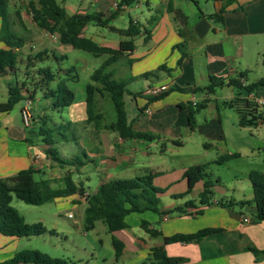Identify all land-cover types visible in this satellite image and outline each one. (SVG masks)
<instances>
[{
    "label": "crops",
    "instance_id": "obj_1",
    "mask_svg": "<svg viewBox=\"0 0 264 264\" xmlns=\"http://www.w3.org/2000/svg\"><path fill=\"white\" fill-rule=\"evenodd\" d=\"M56 1L65 8L68 15L113 14L115 17L111 25L120 29H126L130 20L138 24L142 32L135 38V52L126 54V64L131 77L134 78L133 81L161 65H166L170 72L161 71L165 77L161 80L158 78L157 81L169 87L184 89V92L175 90L158 100L146 95V102L143 103L134 95H127L138 109L135 118L130 122L134 130L155 134L158 139L154 141L123 139L118 133L107 128L109 124L101 123L98 126L89 124L84 137L89 153L85 155L86 161L81 168L58 165L52 161L48 156L47 147L40 138L34 136L33 142L28 143L29 131L23 125L22 116L18 118L19 115L13 113L14 109L8 113H0V178L9 179L21 170L33 167L39 170V174L36 175L39 179L53 180V188L58 189L63 187L61 179L64 176L77 171L80 180L73 179L74 182L83 183L86 191L94 194L102 184L113 178H130L131 170L140 167L143 174L147 172L155 174L153 183L161 191L159 194L161 210L183 206L189 200L195 201L196 205L186 208L184 214L160 216L155 212L145 211L127 216L129 228L110 233L111 244L113 235L125 244L119 260L127 255V264H141L152 247L164 246L170 257L181 260L180 264H264V255L257 254L258 251L264 252V222L255 219L253 198L248 202H238L229 193L228 188L219 186V178H216V181H219L216 182L218 186L214 185L212 188L215 192V189L218 190L219 196L214 193L211 205L202 206L197 203L204 190L203 181L197 183L187 197L175 198L176 195L187 191L188 182L184 174L191 166L181 165L178 169L157 172L160 169L159 165L148 161V158L152 159L155 155L153 148L156 143L163 142L162 152L168 150V145L183 147V140L194 139L196 130H200L211 141L205 144L206 149L223 144L222 155L237 153L240 155L239 158L250 156L253 165L256 166L250 172L260 171L264 174V121L254 127H239L237 120L229 137L225 136L222 127L221 108L235 111L223 103L238 96L239 90L228 87L231 89V95L221 105L212 102L215 93L207 95L205 92H194L198 87L204 88L209 85L211 76L227 81L238 77L240 73H245L246 79L243 83L246 84L251 83L250 72L255 73L259 69L261 77L264 76V0H236L226 7L222 20L218 16L224 5L221 0H133L131 6L120 7L118 6L121 0ZM214 15L216 16L213 17ZM125 16L129 17L128 22L125 21ZM120 19L126 23L125 26L116 25V21ZM108 32L113 33L109 30ZM91 33L94 35L92 39H99L102 44L94 41L108 47L116 48L122 41L127 40L123 36L115 40L101 31ZM0 48L6 46L0 42ZM94 71L88 74L90 82ZM0 78L6 79L7 75ZM197 94H200V97H197ZM97 96L110 99L108 95L97 94L96 111L99 100ZM5 97H8L7 87ZM84 100L86 105V88ZM204 101L206 107L203 110L213 104L216 115L210 122L199 125L197 114L201 110L196 114V127L192 130L188 107ZM4 102L0 101V104ZM32 107L34 116L47 115L50 110L48 102L41 100L32 103ZM97 113L103 115L102 112ZM139 156L145 160L141 161ZM231 161L222 165H227ZM139 163L142 164L138 166ZM195 165H207L206 173L209 174L210 164ZM250 172L245 174L248 179ZM93 174L99 177L94 191L86 186V181L92 179ZM209 175L211 179L212 174ZM162 198L169 199L167 204H162ZM62 201L70 202L75 209L82 208L83 205L84 211L87 206L86 200L79 195L60 198L55 202ZM198 211H202V214L196 215ZM132 215L137 216L131 224L128 218ZM245 217L251 221L245 223L243 221ZM142 221L148 222L150 224L148 227L160 231L161 235L149 236L141 227ZM205 228L220 231L198 242L170 241L173 235L191 234ZM31 241L30 237H8L0 234V263L10 260L21 250L30 249Z\"/></svg>",
    "mask_w": 264,
    "mask_h": 264
},
{
    "label": "trees",
    "instance_id": "obj_2",
    "mask_svg": "<svg viewBox=\"0 0 264 264\" xmlns=\"http://www.w3.org/2000/svg\"><path fill=\"white\" fill-rule=\"evenodd\" d=\"M219 1V0H210ZM224 2L219 12V18L222 20V14L226 7L236 0H221ZM133 0H121V5L131 6ZM27 7L32 15L34 24L46 31L48 34L57 37L62 45L71 46L74 49L82 50L92 54L94 57L107 56L102 65L91 75V82L86 86V114L87 122L98 126L101 124L103 115L96 111V95H108L113 102L117 119L114 123L108 125V129L118 133L123 139L128 140H146L154 141L158 136L152 133L135 131L127 118L125 106V97L134 95L137 97L141 93L133 94L128 89V85L134 80L133 77L127 80L115 79V73L110 67L117 63L126 54L135 52V38L141 35L140 26L130 20L126 29H120L111 25L115 15L106 16L103 13L74 14L68 15L65 8L56 0H27ZM19 23L24 28L20 14L16 13ZM214 15L213 17H215ZM93 25L99 28H106L113 33H117L127 40L122 41L118 47L103 46L82 35L84 29ZM150 33V31H148ZM0 42L6 48H0V76L17 75L20 73L18 68L21 66V50L26 44V37L14 28L9 12L8 0H0ZM53 60L57 65H53ZM68 60L65 54L56 55L53 51L47 49L34 51L26 58V70L24 80L19 82L15 79V85L11 83L8 86V99L0 104V113L11 112L21 101L30 100L36 102L39 91L43 100L48 102L50 110L59 112L64 108L70 107L76 98L75 92L69 87V82L78 81L79 75L75 66L63 67V63ZM264 64V61H263ZM35 68L34 71H29ZM170 69L166 65H161L157 70L147 72L141 77L150 79L156 76L157 72ZM246 79L245 73H240L236 78H230L227 81L224 78L215 76L210 77V83L204 88H196L194 92H205L207 95H213L217 88L224 86L233 87L239 90L238 96L223 104L234 109L238 114L239 127H254L264 121V107L259 106L249 98L251 93L259 97H264V76L251 83H243ZM184 92L176 86L169 87L161 94L152 97L153 100L162 99L172 91ZM244 95V96H243ZM205 102L197 103L188 107L189 123L192 130L196 127V114L203 110ZM50 120L49 115H33L31 126L28 129V143H32V137L40 138V141L47 147L48 156L58 165H68L76 167V159L67 161L60 156L54 147L56 141L52 134L53 128H46ZM38 132H34L37 130ZM32 134V136H30ZM240 155L225 154L218 157V165L225 164L231 160L239 158ZM81 163L80 165H82ZM77 168V167H76ZM207 165H194L185 172V178L188 182L187 191L176 195L175 198H185L195 188L196 184L203 181L204 190L200 194L198 204L202 206L211 205L214 197L212 188L214 183L210 175L206 173ZM39 170L30 167L21 170L16 176L9 179L0 178V234L8 237H32L43 234H55V231L48 230L41 222L27 223L23 216L11 206L15 198L26 204L41 206L55 202L60 198H67L79 195L86 198L87 206L85 208V230H93L97 221L106 224L108 232L113 234L129 228L126 217L133 213H143L152 211L160 216L165 214H184L185 209L194 207L196 202L187 201L183 206H178L170 210H161L160 197L161 191L155 187L153 180L155 174L147 172L133 178H113L102 184L96 193L90 194L86 191L83 183L76 184L73 180V173L67 174L61 179L62 188H53V180L36 179ZM249 180L253 190V203L255 205V219L264 222V174L260 171H251ZM216 182H219L218 180ZM87 194V195H86ZM225 204V203H221ZM202 214L198 211L196 215ZM150 224L142 221V229L151 237L161 235L160 231L150 229ZM220 231L215 228H205L191 234H176L170 238L173 243H192L198 242L202 238ZM112 246L115 251V258L119 260L124 252L125 244L112 236ZM258 255H264V252H257ZM179 258L170 257L164 246L152 247L147 258L141 264H180ZM0 264H71L68 260L61 258H52L48 254L38 250L25 249L17 252L10 260Z\"/></svg>",
    "mask_w": 264,
    "mask_h": 264
},
{
    "label": "rangeland",
    "instance_id": "obj_3",
    "mask_svg": "<svg viewBox=\"0 0 264 264\" xmlns=\"http://www.w3.org/2000/svg\"><path fill=\"white\" fill-rule=\"evenodd\" d=\"M9 12L11 15V21L14 23V28L16 31L20 32L26 37V44L21 50V66L19 64L18 68L20 73L17 75H7V78H0V101L4 102L8 99L5 97L6 87L9 84L15 85V79L19 82L24 80V72L26 70V58L28 55L32 54L34 51H42L48 49L50 52H54L56 55L65 54L68 60L63 63V67L67 68L70 66H75L80 80L76 83H69V87L76 93V98L71 107L64 108L59 112H54L48 110L50 120L47 122L46 128H53L55 132L52 134L56 144L55 148L59 152L60 156L65 158L67 161L71 159H76V167L81 168V163L86 161L85 155L89 153L87 150V143L84 140L88 125L93 123L87 122L86 115V105H85V88L90 82L89 72H93L99 68L105 61V57H94L92 54L76 50L68 45H62L59 43L57 38L48 34L46 31L38 28L32 21V15L27 7V0H8ZM20 14V18L23 21L24 28L19 23V19L16 13ZM137 14V13H136ZM133 16V15H132ZM142 16V15H138ZM128 16L124 19L128 22ZM121 19L116 21L118 27L125 26ZM92 31H101L109 34L113 39L117 40L123 38L119 34H114L108 32L104 28L93 27L92 25L87 26L82 35L88 38H92ZM96 38V37H95ZM100 44H102L99 39H94ZM55 48V49H54ZM127 58H121L116 64H114L111 69L115 71V79L117 80H127L131 77V72L127 66ZM53 65H57V62L53 60ZM158 69V68H157ZM155 69V70H157ZM32 68L29 71H34ZM153 70V71H155ZM259 69L255 73H249V81L253 82L260 78L262 75L259 74ZM152 72V71H150ZM165 75L161 72H157L156 76L150 78L148 81L142 77H137L135 81H132L128 85L129 91L132 93H141L137 96L138 101L146 102L145 92L152 86L162 87L164 84L158 82V78L161 80ZM170 81V80H168ZM155 84V85H154ZM231 95V89L227 86L217 88L215 94L213 95L212 102L214 104L221 105L224 100H226ZM200 97V94L196 95ZM98 97L97 111L103 113V119L101 123L111 124L117 119L116 111L111 99L107 97ZM37 100H43L42 95L39 91V96ZM25 101L19 102L13 110V113H17L20 118V109L24 106ZM125 106L127 111V118L129 123L135 115L138 113V109L135 102H131L129 97H125ZM209 108L202 110L197 114V120L199 125L210 122L213 117H215L216 112L214 105H209ZM31 111L34 115V108L31 105ZM39 112V110H37ZM220 116L222 120V127L225 132V136L229 137L231 129H233V124L237 123L238 115L233 110L224 109L220 110ZM34 132H38L34 130ZM186 134V132H185ZM32 136V134H30ZM194 139H184L183 147H173L168 145V150H162L163 142L156 143L153 148L155 155L154 157L148 158V161L158 164L159 171H167L172 168L178 169L181 165L183 166H194L195 164H210V169L208 171L211 175V180L214 185L216 184V178L220 179L219 186L228 188L229 193L238 202H248L253 198V190L251 182L249 181L247 175L250 170L255 169L256 166L253 165V160L251 157H242L231 161L227 165H217L214 163L219 156L222 155L224 150V145H215L212 149H206L205 144L211 142L200 130H196ZM229 140V139H228ZM231 142V141H228ZM141 161H144V157H140ZM142 164L139 163L138 166ZM155 171L158 169H154ZM247 172V173H246ZM131 177L140 176L143 174V170L140 167L131 170ZM129 178V177H128ZM39 180V177L36 176ZM73 179L75 181L80 180V175L77 171L73 173ZM99 182V177L93 174L92 179L86 181V186L91 190H96ZM222 189V188H221ZM213 191L216 196L218 190ZM85 200L86 198L83 197ZM168 198H162V204H167ZM79 205V204H78ZM11 206L15 208L21 216L24 217L27 223H39L41 222L48 230L55 231V234H43L41 236H32L30 243V250H38L42 253L48 254L52 258H61L68 260L71 264H127V255L119 261H116L115 251L110 241V233L107 230V226L104 222L98 221L96 228L94 230H85V211L82 208L75 209L74 205L68 201L62 202H52L41 206H33L24 203L23 201L14 197ZM70 215L72 217H70ZM135 216L132 215L128 218L129 223H133Z\"/></svg>",
    "mask_w": 264,
    "mask_h": 264
},
{
    "label": "built area",
    "instance_id": "obj_4",
    "mask_svg": "<svg viewBox=\"0 0 264 264\" xmlns=\"http://www.w3.org/2000/svg\"><path fill=\"white\" fill-rule=\"evenodd\" d=\"M168 88H169L168 85H163L162 87L154 86V87L149 88L148 91L145 92V94L147 96L154 97V96H157V95L161 94L162 92L166 91ZM249 98L251 100H253L259 106L264 107V97H259V96L255 95L254 93H251L249 95ZM31 105H32V102L30 100H27V101H25V106L21 110V116H22L23 125L25 128L31 126V122H32V118H33V114L31 111L32 110ZM194 105H196V103ZM70 217H72V216L70 215ZM243 221L245 223H249L251 220L248 217H245Z\"/></svg>",
    "mask_w": 264,
    "mask_h": 264
}]
</instances>
